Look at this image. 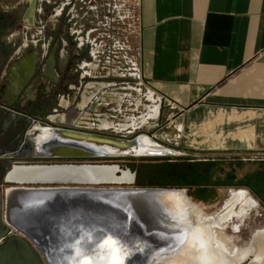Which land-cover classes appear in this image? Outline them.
<instances>
[{
    "label": "crops",
    "instance_id": "0c3cea01",
    "mask_svg": "<svg viewBox=\"0 0 264 264\" xmlns=\"http://www.w3.org/2000/svg\"><path fill=\"white\" fill-rule=\"evenodd\" d=\"M139 16L135 127L164 115L171 131L145 134L189 161L264 163V0H141Z\"/></svg>",
    "mask_w": 264,
    "mask_h": 264
},
{
    "label": "bare ground",
    "instance_id": "6f19581e",
    "mask_svg": "<svg viewBox=\"0 0 264 264\" xmlns=\"http://www.w3.org/2000/svg\"><path fill=\"white\" fill-rule=\"evenodd\" d=\"M41 130L43 133L36 139L38 144L53 134V132L50 134L48 129ZM105 149L110 154H118L116 149L110 147ZM170 152L144 135L140 138V146L128 151L127 154L146 156ZM13 174L19 177H33L35 179L29 184L33 186L43 184V187L39 189L23 185L7 187L4 191L6 224L15 232H18V229L26 230L33 241L35 240L45 250L51 238L57 237L59 243L54 253V261L57 264L74 262V254L69 258L65 252L72 251L71 248L77 246V241L89 238L90 235H95L96 238L107 232L119 238L128 247L132 259L127 264H132L137 257L139 264H145L147 260L152 261L151 264L240 263L234 260V255L229 252L228 240L223 233L219 231L216 233L221 224L215 217L214 219L203 216L200 207L191 202L184 189L135 187L133 173L122 170L117 165L106 164L15 167ZM54 182H58L57 188L45 186ZM100 184L110 185L104 187L99 186ZM256 203L248 190L242 188L233 190L223 215L233 210L235 206H239L237 214L240 215ZM74 204L91 205L98 210H104L110 215L111 221L108 224L104 221L90 224L93 220L86 219L87 224L82 219L75 218L66 226L53 224V229L51 217L47 213L54 208ZM133 211L138 214L141 222L146 224V233L152 235L140 232L141 222L132 214ZM122 212L126 214L128 225L121 218ZM214 215L216 216V213ZM139 232L143 236H151L149 241L151 238L160 237L155 238L158 242L151 239L152 245L149 249L139 251L135 243L139 241ZM159 241H163V245L159 244ZM155 243L161 246L160 252L151 253L149 250L154 248ZM143 246L146 248L147 245ZM259 256L260 254L256 255ZM255 262H258V259Z\"/></svg>",
    "mask_w": 264,
    "mask_h": 264
},
{
    "label": "flooded vegetation",
    "instance_id": "af4514ba",
    "mask_svg": "<svg viewBox=\"0 0 264 264\" xmlns=\"http://www.w3.org/2000/svg\"><path fill=\"white\" fill-rule=\"evenodd\" d=\"M29 7L30 5L27 4L26 14ZM34 9L38 18L36 16H32L31 19L25 18V21L27 20L25 44L21 49H16V44L12 40L5 39V31H8L6 25L11 23V17L0 16V22L3 23L0 29V194L2 195L7 186H29L30 181L35 179L19 177L14 175L13 171L8 174L15 164H84L71 161L48 162L50 158L38 156L40 150L37 149L36 139L43 133L42 128L48 129L50 134L56 129H66L105 137L95 134L92 127L94 103L86 105L83 109L85 112L81 109L83 100L88 97L91 90L89 86H98L105 82V77L94 76L88 72L90 68L86 63L92 60L89 47H80L70 33L74 18L67 15L68 11L64 15L56 14L53 4L47 1L36 2ZM33 22L37 26L36 33L31 32L34 30L31 26ZM100 104H96L98 109ZM24 159H32V161L18 162ZM36 160L43 161L39 163L35 162ZM233 190L237 189L231 191ZM231 191L216 211L206 213L201 209V213L205 217H215L214 219L221 224V227L216 229V233L219 231L227 238L229 252L234 255V260L240 262L239 264H264V226L253 225L255 218L263 216L261 206L250 193L257 202L254 206L251 205L240 215L237 214L239 206H235L233 210L223 215L225 205L231 199ZM244 229L248 230V233L247 237L242 239L240 234ZM259 254L260 256L256 257ZM257 259L258 262H255Z\"/></svg>",
    "mask_w": 264,
    "mask_h": 264
},
{
    "label": "rangeland",
    "instance_id": "374dc122",
    "mask_svg": "<svg viewBox=\"0 0 264 264\" xmlns=\"http://www.w3.org/2000/svg\"><path fill=\"white\" fill-rule=\"evenodd\" d=\"M40 0H0V16L3 17H11V23H8L6 26L8 31L6 32V37L8 40H12L16 44V49H21L25 44V34L27 20L31 19V17H35V9L34 5L36 2ZM29 2V3H27ZM30 5L26 14V6ZM26 14V16H25ZM36 18H38L36 16ZM3 23L0 22V29ZM31 26L34 28L31 32L36 33L37 26H35L34 22L31 23ZM9 33L11 35H9ZM5 39L3 40L5 43ZM117 64V63H115ZM103 65V64H101ZM115 67V71L111 70L108 75L105 76V82L100 83L98 86L95 85V90H90L89 98L92 99L94 103L95 111L93 128L94 133L98 135H102L105 137H109L112 139H132L136 137L138 134L145 133H164L167 131L166 129V121L165 116L162 115L158 121L157 127H149L148 125H141L137 123L140 127L134 128L135 124L131 121L136 117L134 122L140 121L138 116V112L140 110L135 111L137 105L135 106V99L137 100V94H135L133 89L137 86L133 83L134 78H130L128 76H122L121 73L116 72L117 65L111 66ZM101 69H99L100 72ZM93 74H95L94 70H91ZM95 76V75H94ZM119 82V83H118ZM125 82V83H123ZM92 91V94H91ZM95 92V93H94ZM124 94L130 96L131 99H126V104H123L125 99L123 98ZM87 99V98H86ZM89 100V99H88ZM85 99L83 100V102ZM131 102V105L128 103ZM97 103L100 104V109L96 107ZM127 105V106H126ZM149 104H146L147 107ZM135 115V116H134ZM138 118V119H137ZM144 122V119L142 120ZM133 123V124H132ZM135 130L133 134H130L129 131ZM159 142V141H158ZM163 143L162 146L167 149H176L178 152L182 153L181 147L177 145H173L172 143ZM158 145V144H157ZM128 159H120L117 161L111 162H100L95 163L98 165H118L122 170H128L133 174H136L137 171L146 172L150 175L151 171L148 167L152 165H160L165 162H178L181 160H188L190 154L185 153L182 154L179 158H174L171 156L166 157L165 159H135L134 154L132 153L128 155ZM191 158V157H190ZM195 158V157H193ZM94 164V163H93ZM145 167H147L145 169ZM149 172V173H148ZM215 174L211 178L209 186H201V187H167V188H180L186 191L187 196L190 198L191 202L198 205L200 209H202L206 213H212L216 211L223 203L224 199L227 197L228 193L232 189H246L248 190L252 196L259 202L261 206V214L263 216L257 217L253 220V225L264 226V163H241V162H224L219 165ZM213 172V173H214ZM147 181V180H145ZM162 182L168 183L170 180H166L163 178ZM207 181V180H205ZM204 182V181H202ZM99 186H109V185H99ZM118 186V185H115ZM120 186V185H119ZM126 186V185H122ZM133 186L136 187L135 183ZM8 187V186H7ZM150 188V187H149ZM153 188V187H152ZM166 188V187H163ZM253 188V193L251 189ZM248 230L244 229L240 234L242 239L247 237Z\"/></svg>",
    "mask_w": 264,
    "mask_h": 264
},
{
    "label": "water",
    "instance_id": "95a60500",
    "mask_svg": "<svg viewBox=\"0 0 264 264\" xmlns=\"http://www.w3.org/2000/svg\"><path fill=\"white\" fill-rule=\"evenodd\" d=\"M58 135V137H57ZM144 135H139L129 141H119L108 137H100V136H93L88 134H82L79 132L66 130V129H56L53 131V135H51L47 140L38 144L37 149L40 150V154L38 156H43L48 159V162H79V163H90L89 165L97 166L100 162H111L117 161L120 159H128L127 154L128 151L132 150L135 147L140 146V138ZM61 137V138H60ZM105 147H110L116 149L118 154H110ZM165 149V148H164ZM167 149V148H166ZM170 153H161L155 155H146V156H134L135 159H165L168 156L179 158L182 156V153L169 149ZM32 161L30 160H18L19 163H26ZM43 160H36L35 162H42ZM94 163V164H93ZM84 164H15L12 166V169L8 172L11 173L15 166H27V167H68V166H81ZM100 166V165H98ZM118 166V165H117ZM118 168H120L118 166ZM119 171V169L117 170ZM128 171V170H126ZM130 172V171H129ZM117 173V172H116ZM7 174V175H8ZM136 174H134V181L135 183ZM8 182V179H6ZM43 184H32L29 185L31 187H36L39 189ZM47 187L52 186L53 188H57L59 185L58 182L54 183H47L45 184ZM72 185V184H71ZM100 185H110V184H100ZM28 186V185H27ZM76 186V185H74ZM144 188V187H141ZM148 188V187H146ZM85 206V207H84ZM71 205L68 207H61V208H54L47 214L51 217V225L57 224L66 226L71 219L80 218L83 222H86V219L93 220L90 224H95L98 221H104L108 224L110 220V215L107 214L104 210H98L94 206L91 205ZM5 213V194H0V264H57L54 261V253L57 250V246L59 243V239L57 237H52L49 246H46V250L40 247L39 243H36L35 240L30 237L29 233L24 229H18V232H15L11 229L7 224L4 218ZM132 214L138 218V221L141 222L138 214L135 211ZM116 217V216H115ZM39 218H43V216H39ZM121 218L125 220L126 224L128 225V219L126 218L125 213H121ZM88 224V223H87ZM102 225V224H100ZM140 232L143 234L146 233V224L141 222L139 226ZM54 229V226L52 227ZM107 230V229H105ZM136 230V229H135ZM55 231V230H54ZM138 233L139 241H135L136 246L138 247L139 251H144L149 249L152 245L151 239L154 242H158L155 237L154 239L151 238L150 241L148 240L151 236H143L141 233ZM160 233V232H159ZM163 233V232H162ZM161 233V234H162ZM105 235H110V233H105ZM152 235V234H149ZM113 236V235H112ZM88 239H95V235H90ZM149 242V243H147ZM146 244V248L143 246ZM159 244L163 245V241H159ZM153 249L149 251L151 253L155 251L160 252V247L157 243H155ZM57 247V248H56ZM72 251H66L65 255L72 257L74 254L77 255V246L75 248H71ZM47 251V253H46ZM164 252V251H163ZM138 258V257H137ZM137 258L134 260L132 264H139V260ZM130 258L129 261H131ZM128 262V261H127ZM126 262V264H127ZM152 261H146L145 264H151ZM71 264H74L71 263Z\"/></svg>",
    "mask_w": 264,
    "mask_h": 264
},
{
    "label": "built area",
    "instance_id": "2783aa9c",
    "mask_svg": "<svg viewBox=\"0 0 264 264\" xmlns=\"http://www.w3.org/2000/svg\"><path fill=\"white\" fill-rule=\"evenodd\" d=\"M40 1L52 3L56 14L64 15L68 11L67 15L74 18L70 33L80 47H89L92 60L86 65L90 68L88 72L95 71V74H90L105 77L111 70L115 71V67L111 66L117 65V74L134 78L133 83L137 85L135 89L144 87L140 51L135 44L140 33L141 0ZM99 69L101 71L97 72ZM134 132L135 130L129 131L130 134ZM139 135L146 134L137 136ZM147 137L153 140L152 137Z\"/></svg>",
    "mask_w": 264,
    "mask_h": 264
},
{
    "label": "trees",
    "instance_id": "16d2710c",
    "mask_svg": "<svg viewBox=\"0 0 264 264\" xmlns=\"http://www.w3.org/2000/svg\"><path fill=\"white\" fill-rule=\"evenodd\" d=\"M218 165L212 161H189L183 160L174 163L165 162L160 165L148 167L151 171L147 176L146 172L137 171L135 184L138 187H201L209 186ZM147 167H145L146 169ZM214 172V173H213ZM149 173V172H148ZM165 178L168 183L162 182ZM147 180V181H145ZM207 180V181H205ZM204 181V182H202Z\"/></svg>",
    "mask_w": 264,
    "mask_h": 264
},
{
    "label": "snow or ice",
    "instance_id": "6c2138e0",
    "mask_svg": "<svg viewBox=\"0 0 264 264\" xmlns=\"http://www.w3.org/2000/svg\"><path fill=\"white\" fill-rule=\"evenodd\" d=\"M74 264H126L130 252L125 243L112 235L77 241Z\"/></svg>",
    "mask_w": 264,
    "mask_h": 264
}]
</instances>
